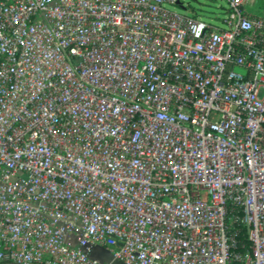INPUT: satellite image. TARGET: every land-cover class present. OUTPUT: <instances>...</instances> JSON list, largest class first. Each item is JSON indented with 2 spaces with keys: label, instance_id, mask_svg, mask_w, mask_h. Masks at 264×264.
Wrapping results in <instances>:
<instances>
[{
  "label": "built area",
  "instance_id": "2783aa9c",
  "mask_svg": "<svg viewBox=\"0 0 264 264\" xmlns=\"http://www.w3.org/2000/svg\"><path fill=\"white\" fill-rule=\"evenodd\" d=\"M226 2L0 0V264H264V0Z\"/></svg>",
  "mask_w": 264,
  "mask_h": 264
},
{
  "label": "rangeland",
  "instance_id": "374dc122",
  "mask_svg": "<svg viewBox=\"0 0 264 264\" xmlns=\"http://www.w3.org/2000/svg\"><path fill=\"white\" fill-rule=\"evenodd\" d=\"M184 2L191 7L190 13H198L204 20L215 24L220 22L218 18L223 17L228 6L226 0H184ZM172 9L182 12L179 7ZM104 256L108 262L111 261L112 256L109 253H105Z\"/></svg>",
  "mask_w": 264,
  "mask_h": 264
},
{
  "label": "water",
  "instance_id": "95a60500",
  "mask_svg": "<svg viewBox=\"0 0 264 264\" xmlns=\"http://www.w3.org/2000/svg\"><path fill=\"white\" fill-rule=\"evenodd\" d=\"M105 253H108V252H106V251H104V250H100V249L96 250V255H97V257L100 258V259L103 260V261L108 262L107 259H106V257L104 256ZM111 261H112V259H111ZM111 261H110V262H111ZM113 264H118V263H117V262H114ZM119 264H120V263H119Z\"/></svg>",
  "mask_w": 264,
  "mask_h": 264
},
{
  "label": "trees",
  "instance_id": "16d2710c",
  "mask_svg": "<svg viewBox=\"0 0 264 264\" xmlns=\"http://www.w3.org/2000/svg\"><path fill=\"white\" fill-rule=\"evenodd\" d=\"M193 12H195V11H193Z\"/></svg>",
  "mask_w": 264,
  "mask_h": 264
}]
</instances>
